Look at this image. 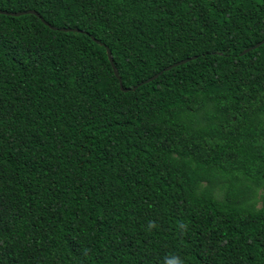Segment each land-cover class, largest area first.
<instances>
[{
  "label": "trees",
  "instance_id": "1",
  "mask_svg": "<svg viewBox=\"0 0 264 264\" xmlns=\"http://www.w3.org/2000/svg\"><path fill=\"white\" fill-rule=\"evenodd\" d=\"M0 10V264H264V0Z\"/></svg>",
  "mask_w": 264,
  "mask_h": 264
},
{
  "label": "water",
  "instance_id": "2",
  "mask_svg": "<svg viewBox=\"0 0 264 264\" xmlns=\"http://www.w3.org/2000/svg\"><path fill=\"white\" fill-rule=\"evenodd\" d=\"M0 11H1V12H7V13H10V14H19V13L24 12V11H4V10H0ZM25 12H33V13H36V14L39 15V13H38L37 11H35L34 9H28V10H25ZM41 18L43 19V17H41ZM53 27H56V26H53ZM64 29H70V28H65V27H64ZM71 29H72V28H71ZM263 41H264V38L261 39V40H259V41L256 42V43H254V44H252V45H250V46L244 48V49L241 51V53H245V52L249 51L250 49L255 48L256 46H258L259 44H261ZM107 54H108L109 61H110L111 65H112L113 71H114L115 75L118 77L119 82H120V85H121V77H120V75H119V73H118V69H117L115 63L113 62V57H112V55H111V51H110V49H109L108 47H107ZM187 59H189V57H188V58L181 59V60H178V61H176L175 63L170 64L169 66H167V68H170V67L173 66V65H176V64L182 63V62L186 61ZM161 72H162V71H159V72H157V73H155V74H153V75L147 77L144 81H149V80L155 78V77H156L159 73H161ZM121 86H122V85H121ZM126 89H128V88H126Z\"/></svg>",
  "mask_w": 264,
  "mask_h": 264
},
{
  "label": "clouds",
  "instance_id": "3",
  "mask_svg": "<svg viewBox=\"0 0 264 264\" xmlns=\"http://www.w3.org/2000/svg\"><path fill=\"white\" fill-rule=\"evenodd\" d=\"M150 228L155 227L154 224L150 223L149 225ZM167 264H184V261L178 257V256H173L168 262Z\"/></svg>",
  "mask_w": 264,
  "mask_h": 264
}]
</instances>
